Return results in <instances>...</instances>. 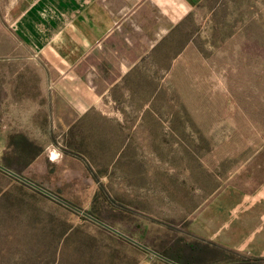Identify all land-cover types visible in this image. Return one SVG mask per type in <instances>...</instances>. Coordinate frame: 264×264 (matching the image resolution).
Listing matches in <instances>:
<instances>
[{
    "label": "rangeland",
    "instance_id": "1",
    "mask_svg": "<svg viewBox=\"0 0 264 264\" xmlns=\"http://www.w3.org/2000/svg\"><path fill=\"white\" fill-rule=\"evenodd\" d=\"M13 2L0 0V163L65 202L0 169V264H175L93 208L154 251L200 240L234 252L196 264H264L251 241L264 221V0H202L177 22L146 11L144 32L118 30L65 80L17 34ZM226 213L249 230L241 249L202 236Z\"/></svg>",
    "mask_w": 264,
    "mask_h": 264
},
{
    "label": "crops",
    "instance_id": "2",
    "mask_svg": "<svg viewBox=\"0 0 264 264\" xmlns=\"http://www.w3.org/2000/svg\"><path fill=\"white\" fill-rule=\"evenodd\" d=\"M201 1L14 0L11 9L13 28L17 34L31 47L38 48L40 52H51L61 60L68 69L61 71L62 74L58 77L65 80L68 76L73 77L76 74L71 75L72 66L81 63L88 55L107 42L112 43L118 30L123 32L124 29L130 27V29H141L144 32L143 15L146 11L172 14L174 15L173 22H177L189 8ZM159 27L153 26L152 29ZM163 28H170V24ZM263 185L264 183L257 179L253 189L258 190L263 188ZM260 198L262 200L256 211L257 220L259 216H264V198ZM224 216L227 218L224 221L225 228L220 222L216 232L207 225L204 227L205 231L202 236L224 246L241 249L242 231L249 232V230L241 224L243 221L235 220L232 223L228 213ZM237 219L239 220V216ZM256 228L257 237L251 240L252 246L259 247L263 249L261 252H264L263 219L258 220Z\"/></svg>",
    "mask_w": 264,
    "mask_h": 264
},
{
    "label": "trees",
    "instance_id": "3",
    "mask_svg": "<svg viewBox=\"0 0 264 264\" xmlns=\"http://www.w3.org/2000/svg\"><path fill=\"white\" fill-rule=\"evenodd\" d=\"M16 138H19L17 140L23 143V145H20V146H25V145L27 146L29 144L35 145V143L31 139H29L27 135L23 133H15L11 135V141L12 140L14 141ZM4 165L11 169H14L15 171H18L8 162L5 163ZM89 213H91L93 216L99 219H104L102 218V213H98V211H95L94 208L91 209ZM211 246L212 245L210 243H207V242L203 243L202 241L197 240L196 242L188 243L187 250L185 248H181L179 245L176 244V246H171V248L166 247L168 250H165V249L156 250L155 249V251L161 254L162 256L168 258L169 261L175 262L176 264H196L201 256L203 255L207 256V254L208 255L213 254L208 250H214L215 255L218 254V252L221 253L222 255H223V252L224 254H226L225 252L227 251L234 252L231 249H228L226 247H220L217 245H214V247H211ZM220 258L223 259L224 264H235L236 263V261L230 258H227V257L220 256Z\"/></svg>",
    "mask_w": 264,
    "mask_h": 264
},
{
    "label": "water",
    "instance_id": "4",
    "mask_svg": "<svg viewBox=\"0 0 264 264\" xmlns=\"http://www.w3.org/2000/svg\"><path fill=\"white\" fill-rule=\"evenodd\" d=\"M0 169L6 171V172H8V173H10L11 175L16 176L17 178H19V179H21V180H23V181H25V182H27V183H29L30 185H32L33 187H35V188L38 189L39 191H41V192H43V193H45V194H47V195H49V196H51V197H53V198L59 200V201H63V202H65L62 198L56 196V195H55L54 193H52L51 191H49V190H47V189L41 187L40 185H38V184L32 182L31 180L27 179L26 177L22 176L21 174L15 172L14 170H12V169L6 167L5 165H3V164H1V163H0ZM86 215H87L90 219H92L93 221H95L96 223H98V224L102 225L103 227H105V228L111 230L112 232L116 233L117 235H119V236H121V237H124V238H126V239H128V240H130V241H132V242H134V243H136V244H138L139 246H141V247H143V248H145V249H147V250L153 252L154 254H156V255H158V256H160V257H162V258H164V259H166V260L169 261L168 258L162 256V255L159 254L158 252H156V251L152 250L151 248L145 246L143 243H141V242L135 240L134 238L128 236L127 234H125V233L122 232L121 230H119V229H117V228L111 226L110 224L106 223L105 221H103V220H101V219H99V218H97V217H95V216H93V215H91V214H88V213H87ZM171 262H173V261H171ZM173 263H175V262H173ZM175 264H176V263H175Z\"/></svg>",
    "mask_w": 264,
    "mask_h": 264
}]
</instances>
